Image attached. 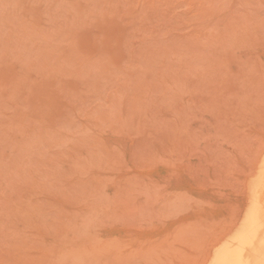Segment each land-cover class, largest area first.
I'll return each mask as SVG.
<instances>
[{"label":"rangeland","instance_id":"374dc122","mask_svg":"<svg viewBox=\"0 0 264 264\" xmlns=\"http://www.w3.org/2000/svg\"><path fill=\"white\" fill-rule=\"evenodd\" d=\"M263 159L264 0H0V264H210Z\"/></svg>","mask_w":264,"mask_h":264},{"label":"bare ground","instance_id":"6f19581e","mask_svg":"<svg viewBox=\"0 0 264 264\" xmlns=\"http://www.w3.org/2000/svg\"><path fill=\"white\" fill-rule=\"evenodd\" d=\"M249 193L243 224L215 252L210 264H264V159Z\"/></svg>","mask_w":264,"mask_h":264}]
</instances>
